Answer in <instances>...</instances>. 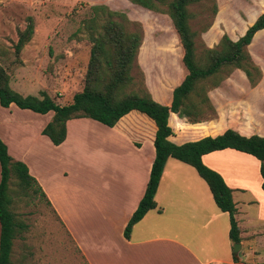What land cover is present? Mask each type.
<instances>
[{"label": "crops", "instance_id": "obj_1", "mask_svg": "<svg viewBox=\"0 0 264 264\" xmlns=\"http://www.w3.org/2000/svg\"><path fill=\"white\" fill-rule=\"evenodd\" d=\"M229 1L238 3L246 16L244 23L253 10L254 16L247 24L225 25L224 30L219 33L220 29H216L219 26L216 17L211 26L201 34L202 42L209 48L217 45L223 33L236 41L264 10L261 4L264 0H223L215 16H221L225 12L223 6ZM237 14L240 16L238 11ZM246 48L260 67L258 81L252 85L242 70L234 69L218 86L207 91L213 107V117L190 122L177 113L170 112V141L182 144L205 136H216L227 129L244 135L254 132L264 135V90H260L264 81V66L260 61L264 56L255 54L257 51L264 54V27L254 32ZM180 69L183 72L184 66H180ZM144 73L145 85L151 97L162 105H170L173 88L182 81L185 73L177 82L152 80L145 70ZM0 111L3 112L0 113V138L6 144L8 154L27 166L30 176L44 193L45 197H42L48 207L56 213L68 231L86 264H241L237 260L238 256L232 252L234 243L229 238L228 213L217 207L207 183L195 168L173 157L167 158L154 194L156 207L148 210L132 226L129 238L124 236V228L144 194L155 155L153 140L156 126L146 114L131 110L112 127L88 117L68 119L65 138L56 145L42 133L51 120L53 111L41 114L19 108L13 103L8 107L0 105ZM15 116H19L17 123H14ZM84 119L95 123L94 125L106 127L109 130L108 138L113 137L111 132L117 138L119 134L126 135L134 151L127 159V169L117 167L110 173L101 172L97 176L103 182L102 188L93 191L64 186V207H60L58 194L61 191H56L49 183L42 167L45 168L46 163L51 162L50 154L55 148L70 145L73 141L72 127H76L74 124ZM140 122L144 127H141ZM31 125L37 128L35 138L38 142L33 141L28 133L27 127ZM197 125L205 126L207 132L196 128ZM106 141L111 142L110 139ZM81 142L77 141V144ZM146 144L147 152L144 149ZM103 153L100 152L99 159L104 162ZM106 154L108 155V151ZM201 158L206 166L222 176L231 189L236 208L235 218L240 229L239 246L261 242L264 239V189L261 186L259 159L233 148L211 151ZM62 173L67 174L65 171ZM252 180L255 188L252 187ZM249 206H257V212L253 214L252 210L247 209L251 224L242 225L238 220L240 211L242 207ZM92 216L100 220L101 229V238L94 241L98 257L96 260L90 257L84 243L78 239L70 225L73 217L88 222ZM247 252L244 251L242 255ZM238 255L244 257L240 253Z\"/></svg>", "mask_w": 264, "mask_h": 264}, {"label": "rangeland", "instance_id": "obj_2", "mask_svg": "<svg viewBox=\"0 0 264 264\" xmlns=\"http://www.w3.org/2000/svg\"><path fill=\"white\" fill-rule=\"evenodd\" d=\"M222 2L223 0H200L190 5L189 10L194 16L190 20L192 29L200 31L211 20L213 6L220 7ZM94 4H103L110 10L119 11L129 20L141 25L143 39L137 63L143 72L144 83V70L149 78L156 81L177 82L186 74L185 67L183 72L180 69L183 64L178 35L165 13L147 10L129 0H0V65L9 77L10 87L24 96L31 94L40 99L46 93L59 105L71 102L74 93L80 91L84 84L91 43L87 40L82 20L89 16V5ZM261 4L264 6V1ZM225 5V12L221 16L215 14L212 18L214 21L217 17L219 26L216 29H220L218 33L224 30L225 25L242 24L246 19L238 3L229 1ZM237 11L240 16H237ZM253 11L244 24L251 21L255 13ZM29 17L33 20V33L22 49L16 52L18 35L25 29ZM201 34L198 40L203 41ZM198 44L197 49L201 51L200 43ZM255 54L264 56L258 51ZM260 62L264 66V59ZM131 73L136 81H140L135 69ZM260 90H264V81ZM213 116V112H209L201 119ZM14 118V123H17L19 116ZM80 121L71 129L73 141L70 145L55 148L50 154L53 161L45 162V168L42 167L49 183L56 191H61L58 194L60 207H64V186L96 191L103 185L97 176L101 172L110 173L117 167L127 169V159L134 151L126 135L119 134L117 138L111 132L113 137L108 138L109 130L106 127L94 125L95 123L86 119ZM141 127L144 124L141 123ZM27 130L32 140L38 142L35 138L36 126H28ZM108 139L111 142L106 141ZM77 141L83 143L77 144ZM144 149L148 151V144ZM100 152H104V162L99 159ZM106 164L109 166H105ZM63 171L67 174H63ZM252 183L255 188L254 180ZM9 188L13 198L11 209L16 222L22 225L13 241L10 264H86L56 213L48 207L40 193L35 192L34 184L21 188L14 175H11ZM258 190L261 195L260 189ZM247 209L252 210L253 214L257 212V206L242 207L238 217L242 225L251 224ZM74 217L70 225L78 239L84 243L90 257L96 260L98 257L94 241L101 238L100 220L92 216L88 222H83L84 220L79 221ZM244 251L248 252L242 255ZM239 253L244 257L241 258ZM235 255L241 264H260L264 261V239L251 246H239Z\"/></svg>", "mask_w": 264, "mask_h": 264}, {"label": "trees", "instance_id": "obj_3", "mask_svg": "<svg viewBox=\"0 0 264 264\" xmlns=\"http://www.w3.org/2000/svg\"><path fill=\"white\" fill-rule=\"evenodd\" d=\"M130 2L154 12L169 16L182 47L181 62L186 69L182 81L173 88L170 105L156 102L144 83V75L137 63L138 50L142 44L141 25L131 21L119 11L110 10L103 4L89 5V16L83 18V29L91 43L86 66L83 88L74 93L71 102L59 105L46 93L42 98L35 95H22L9 85V77L0 65V105L8 107L11 103L22 109L45 114L53 111L51 120L42 133L54 144L61 143L66 135V121L77 117H88L112 127L123 115L131 110L146 114L156 126L153 140L154 159L143 196L124 228V236L129 238L132 226L144 214L156 207L154 194L168 157L176 158L195 168L207 183L217 207L229 215V238L233 243L240 241V229L235 218L236 208L231 189L222 176L202 162V155L215 150L233 148L250 153L260 161L261 186L264 189V135L255 133L244 135L231 129L216 136H205L182 144L168 139L171 128L168 125L170 112L190 122H198L213 107L207 91L220 84L234 69L244 72L253 85L261 75L260 67L251 58L246 45L256 30L264 27V10L236 41L225 33L213 48L207 47L200 38L212 24L218 7L213 6L212 18L200 31L192 29L190 20L194 17L189 6L200 0H129ZM81 29V28H80ZM33 33V20L18 35L16 52L30 40ZM200 43L201 51L197 46ZM135 69L140 78L132 75ZM196 128L207 132L204 126ZM14 175L21 188L35 185V192L45 197L35 179L30 176L27 166L14 160L0 138V264H10L13 241L18 228L11 209L13 198L9 181ZM236 260V256H234ZM260 264H264L262 261Z\"/></svg>", "mask_w": 264, "mask_h": 264}, {"label": "water", "instance_id": "obj_4", "mask_svg": "<svg viewBox=\"0 0 264 264\" xmlns=\"http://www.w3.org/2000/svg\"><path fill=\"white\" fill-rule=\"evenodd\" d=\"M239 249V242L233 244L232 252L233 254H236L237 250Z\"/></svg>", "mask_w": 264, "mask_h": 264}]
</instances>
